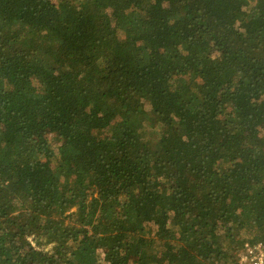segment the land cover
I'll use <instances>...</instances> for the list:
<instances>
[{
  "label": "trees",
  "instance_id": "16d2710c",
  "mask_svg": "<svg viewBox=\"0 0 264 264\" xmlns=\"http://www.w3.org/2000/svg\"><path fill=\"white\" fill-rule=\"evenodd\" d=\"M264 242V0H0V264H240Z\"/></svg>",
  "mask_w": 264,
  "mask_h": 264
},
{
  "label": "built area",
  "instance_id": "2783aa9c",
  "mask_svg": "<svg viewBox=\"0 0 264 264\" xmlns=\"http://www.w3.org/2000/svg\"><path fill=\"white\" fill-rule=\"evenodd\" d=\"M240 264H264V242L246 243L239 258Z\"/></svg>",
  "mask_w": 264,
  "mask_h": 264
},
{
  "label": "rangeland",
  "instance_id": "374dc122",
  "mask_svg": "<svg viewBox=\"0 0 264 264\" xmlns=\"http://www.w3.org/2000/svg\"><path fill=\"white\" fill-rule=\"evenodd\" d=\"M248 243V242H247Z\"/></svg>",
  "mask_w": 264,
  "mask_h": 264
}]
</instances>
